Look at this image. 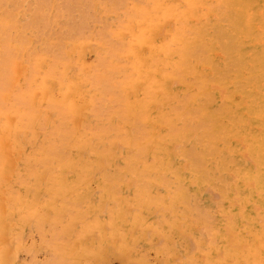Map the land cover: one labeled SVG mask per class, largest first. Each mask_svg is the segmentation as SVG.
I'll return each instance as SVG.
<instances>
[{"label":"rangeland","instance_id":"obj_1","mask_svg":"<svg viewBox=\"0 0 264 264\" xmlns=\"http://www.w3.org/2000/svg\"><path fill=\"white\" fill-rule=\"evenodd\" d=\"M0 264H264V0H0Z\"/></svg>","mask_w":264,"mask_h":264}]
</instances>
